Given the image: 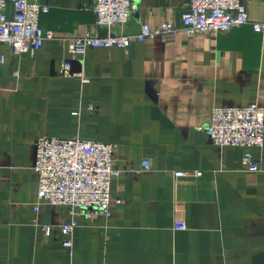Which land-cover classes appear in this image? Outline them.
Listing matches in <instances>:
<instances>
[{
	"label": "crops",
	"instance_id": "crops-1",
	"mask_svg": "<svg viewBox=\"0 0 264 264\" xmlns=\"http://www.w3.org/2000/svg\"><path fill=\"white\" fill-rule=\"evenodd\" d=\"M41 2L50 10L39 23L55 37L25 53L0 43V264H264V144L250 147L260 168L246 169L245 147L200 127L214 105H264V34L244 24L88 47L73 62L79 74L65 76L62 37L178 24L189 0H140L111 27L95 25L92 0ZM244 2L264 20V0ZM38 135L115 146L111 211L77 215L71 252L58 226L69 206L38 203Z\"/></svg>",
	"mask_w": 264,
	"mask_h": 264
},
{
	"label": "built area",
	"instance_id": "built-area-1",
	"mask_svg": "<svg viewBox=\"0 0 264 264\" xmlns=\"http://www.w3.org/2000/svg\"><path fill=\"white\" fill-rule=\"evenodd\" d=\"M95 25L111 27L125 24L137 11L140 0H92ZM50 10L41 0H0V43L13 47L16 53L33 52L47 39L54 38L51 29L42 27L40 15ZM250 24L264 34V20L251 19L244 0H189L180 16V22L164 20L156 25L144 22L136 33L99 34L88 30L80 36L62 37L69 56L61 60L63 75H76L74 60L84 56L88 47L126 46L132 39L140 41L162 38L183 32L187 35L205 32H226L234 27ZM0 62H5L0 53ZM83 78V77H82ZM87 81V77L83 78ZM211 140L219 145L245 147L242 162L246 169L257 170L260 164L252 157L250 147L264 144V105L258 101L244 105H214L210 119L200 126ZM34 168L38 173V203L65 204L72 212L71 220L60 223L59 229L67 235L63 244L71 252V234L77 225V215H108L111 211V180L120 172L114 166V144L78 136L58 137L38 135L36 138ZM143 166L150 167L148 160ZM176 175L187 174L176 171ZM201 172L196 171L195 174ZM38 203L34 206L38 209ZM176 228H185L184 221H176ZM50 233L52 225L43 224Z\"/></svg>",
	"mask_w": 264,
	"mask_h": 264
},
{
	"label": "water",
	"instance_id": "water-1",
	"mask_svg": "<svg viewBox=\"0 0 264 264\" xmlns=\"http://www.w3.org/2000/svg\"><path fill=\"white\" fill-rule=\"evenodd\" d=\"M73 66V65H72Z\"/></svg>",
	"mask_w": 264,
	"mask_h": 264
}]
</instances>
